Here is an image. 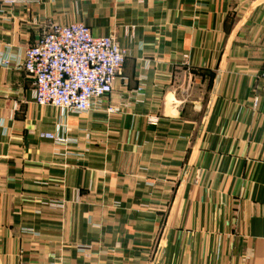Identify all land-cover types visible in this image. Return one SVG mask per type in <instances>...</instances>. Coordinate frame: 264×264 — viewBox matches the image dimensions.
I'll list each match as a JSON object with an SVG mask.
<instances>
[{
  "label": "crops",
  "instance_id": "obj_1",
  "mask_svg": "<svg viewBox=\"0 0 264 264\" xmlns=\"http://www.w3.org/2000/svg\"><path fill=\"white\" fill-rule=\"evenodd\" d=\"M74 22L126 51L85 113L17 66ZM0 264H264V0L1 2Z\"/></svg>",
  "mask_w": 264,
  "mask_h": 264
},
{
  "label": "built area",
  "instance_id": "obj_2",
  "mask_svg": "<svg viewBox=\"0 0 264 264\" xmlns=\"http://www.w3.org/2000/svg\"><path fill=\"white\" fill-rule=\"evenodd\" d=\"M125 59L126 51L113 36H94L81 22L52 23L39 41L26 48L17 66L34 80L38 105L85 113L112 93ZM115 111L109 108V112ZM43 137L57 144L67 141L58 134L45 133Z\"/></svg>",
  "mask_w": 264,
  "mask_h": 264
}]
</instances>
